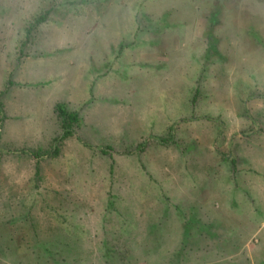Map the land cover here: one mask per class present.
<instances>
[{
  "label": "rangeland",
  "instance_id": "374dc122",
  "mask_svg": "<svg viewBox=\"0 0 264 264\" xmlns=\"http://www.w3.org/2000/svg\"><path fill=\"white\" fill-rule=\"evenodd\" d=\"M0 264H264V0H0Z\"/></svg>",
  "mask_w": 264,
  "mask_h": 264
},
{
  "label": "trees",
  "instance_id": "16d2710c",
  "mask_svg": "<svg viewBox=\"0 0 264 264\" xmlns=\"http://www.w3.org/2000/svg\"><path fill=\"white\" fill-rule=\"evenodd\" d=\"M220 4H216L214 7L215 8H211L209 9L208 13L210 14L207 19H208V23L210 24V27H215L216 24L219 23V19H220V11H219V6ZM219 7V8H217ZM221 9V8H220ZM216 10V11H215ZM46 21V17L45 16H41L38 20H37V24H41V23H44ZM36 25V24H35ZM213 37H215L213 34H212ZM214 46V45H212ZM211 49H214L215 48H211ZM55 113L57 115V118L60 122V127L62 129V140H66L70 137H72L75 133V128L79 127L80 124H81V119H80V116L78 113L76 112H72V111H69L68 108L62 104V103H59L56 105V108H55ZM44 155V152L42 150H39L38 152H36V157L37 158H40ZM41 170L39 169L38 167V171H37V174L38 172H40ZM186 234H188V228H186ZM209 234L210 231H209ZM188 237V236H186ZM178 254H181V253H178Z\"/></svg>",
  "mask_w": 264,
  "mask_h": 264
}]
</instances>
